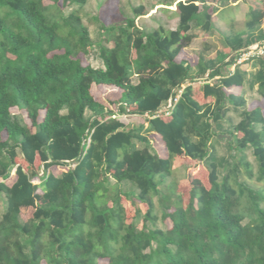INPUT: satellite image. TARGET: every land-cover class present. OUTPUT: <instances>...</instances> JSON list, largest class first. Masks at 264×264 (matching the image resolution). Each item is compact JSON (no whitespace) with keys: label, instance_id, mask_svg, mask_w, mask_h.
<instances>
[{"label":"trees","instance_id":"16d2710c","mask_svg":"<svg viewBox=\"0 0 264 264\" xmlns=\"http://www.w3.org/2000/svg\"><path fill=\"white\" fill-rule=\"evenodd\" d=\"M49 1L0 0V264H264V193L242 179L264 183V110L246 96L264 98V55L245 60L247 69L237 63L264 41V0L243 27L230 24L214 57L198 52L196 64L184 50L214 34L218 6L163 0L177 2L178 24L150 31L136 21L145 5L132 17L121 11L101 25L109 45L99 48L100 67L84 62L95 49L82 14L88 0H63L78 7L69 14L61 0ZM103 86L121 90L118 112L95 96ZM234 86L243 91L229 92ZM232 112L240 120L227 128ZM121 114L147 120L129 126ZM226 134L223 156L215 143ZM177 159L208 176L193 183L186 205L178 198L171 207ZM40 189L27 220L25 205ZM123 194L147 209L134 202L129 221ZM168 219L170 227L158 226Z\"/></svg>","mask_w":264,"mask_h":264},{"label":"rangeland","instance_id":"374dc122","mask_svg":"<svg viewBox=\"0 0 264 264\" xmlns=\"http://www.w3.org/2000/svg\"><path fill=\"white\" fill-rule=\"evenodd\" d=\"M163 0H88L87 4L83 8L82 14L84 16L85 23L89 26L92 40L95 43L94 51L84 59L85 63L91 62L92 65L96 67L103 66L102 60L99 57V48L101 45H109L105 40V31L101 29V25L105 24H113L114 20L118 19L121 15V11H123L128 16H134L133 8L138 7L140 5H145L148 9V13L144 16H140L136 19L137 24L143 27L146 30H153L157 28L159 25L164 24L168 28L176 27L178 23L177 15L175 11L177 10V2H175L172 6L167 5H159V3ZM186 1V0H184ZM46 3H50L49 0H46ZM211 5L218 6L219 9L223 8L222 0H209ZM60 5L63 6V0L60 1ZM248 6L242 7V12L247 11ZM78 8L76 5H67L63 6L65 13L69 14L72 10ZM237 12V10H236ZM244 12V13H245ZM244 13L240 14V20L237 22L238 28L243 27L244 25ZM247 14V13H246ZM221 16V15H220ZM121 18V17H120ZM213 19L215 21L216 31L214 34L209 35L207 37H197L194 39L193 43L190 47H187L185 50L188 52L189 57L193 60L197 59V53L200 51H204L205 54L209 57H214L219 50L222 48V37L223 34L228 32L230 24L227 23V20H223L222 17H219L218 13L213 14ZM264 28V25H263ZM199 32V31H197ZM208 46V49H207ZM185 52V51H184ZM243 68H250L249 63L247 61L243 63H239ZM235 66L232 67V70ZM136 80V79H135ZM242 92L243 89H235V91ZM247 90V89H246ZM93 92L98 100L103 102L109 109L118 112L119 105L116 104V98L120 95L121 90L119 88L111 87V86H103V87H94ZM246 96L248 98V106L254 107L256 105L262 106L264 110V98L261 97L257 91H249L247 90ZM14 112L18 110L16 108L13 109ZM24 115H26L24 113ZM26 117V116H25ZM120 119H122L125 123L129 126L131 125H138L145 123L147 120V116L142 115H133V114H121L117 115ZM26 120L29 122V119L26 117ZM240 120V115L238 112H232L227 118V122L225 123V127H229L233 123H237ZM229 134L220 135L221 140L215 143L216 149L220 155L228 156L229 155V148L227 143V137ZM160 152H163L165 149L163 147L158 146L159 143H154ZM234 153V152H233ZM249 160L253 163L255 168L257 167V162L252 154V151L248 152ZM236 156L239 154L236 152ZM20 164L22 161L17 160ZM22 164V163H21ZM24 167L28 169L27 164L23 163ZM41 161L37 160L36 166H41ZM176 170H178L174 175L171 177L172 180H179V184H172L167 190V196L170 199L165 201L166 204L171 205V207H175L177 205V199L182 198V204L186 205L189 196V190L192 187L193 183L196 180L199 182L206 183L208 173L206 169L195 161H183L178 160L175 163ZM63 167H53L51 170L54 173H59ZM14 169L12 171V175L15 174ZM186 174L190 177L187 180H184ZM43 175V172L40 173ZM243 180H245L251 187L262 191L264 193V183L257 181L256 178H249L247 175H243ZM10 181V180H9ZM40 183L41 180L37 179ZM123 189L126 192H132L135 194V188L129 184H123ZM132 194V195H133ZM42 189L39 190L36 197L31 201L27 202L25 205L24 210V218L30 219L33 216L34 208L38 206L42 199ZM133 195V196H134ZM123 204L126 207L128 220L131 221L134 219L135 211L133 203H137L141 206L143 212L147 209L145 204H142L139 200H136L134 197L128 198L126 195H122ZM134 198V199H133ZM157 202L159 200L157 199ZM264 206V201H263ZM142 212V213H143ZM139 225L144 224V216L142 215L141 219H139ZM172 222L168 219L166 222L162 220L159 221L158 226L161 228L170 227ZM101 263L106 264L107 260H101Z\"/></svg>","mask_w":264,"mask_h":264},{"label":"crops","instance_id":"0c3cea01","mask_svg":"<svg viewBox=\"0 0 264 264\" xmlns=\"http://www.w3.org/2000/svg\"><path fill=\"white\" fill-rule=\"evenodd\" d=\"M222 3L224 6H223V8L219 9L218 14H219V17H222L223 20L226 21L228 19L227 20L228 24H231L232 22H238L240 20V14L245 12V11L242 12V10H241L242 7L248 6L247 11L244 13V17H243L245 20L246 15H247L246 13L249 12L250 8L259 5L258 0H222ZM236 10H237V12H236ZM174 28H176V27H173L171 29H174ZM184 51H185L184 55L186 56V58H188L192 64H196L197 59H195V60L191 59L189 57L188 52L186 50H184ZM202 82L203 81H200V83H202ZM238 88L241 89L238 86H234V87L229 89V92L238 93L239 90L235 91V89H238Z\"/></svg>","mask_w":264,"mask_h":264},{"label":"built area","instance_id":"2783aa9c","mask_svg":"<svg viewBox=\"0 0 264 264\" xmlns=\"http://www.w3.org/2000/svg\"><path fill=\"white\" fill-rule=\"evenodd\" d=\"M264 55V41L254 44L243 50L242 55L239 57L237 63H243L245 60H249L252 57Z\"/></svg>","mask_w":264,"mask_h":264}]
</instances>
